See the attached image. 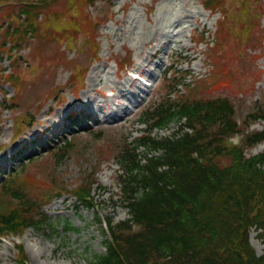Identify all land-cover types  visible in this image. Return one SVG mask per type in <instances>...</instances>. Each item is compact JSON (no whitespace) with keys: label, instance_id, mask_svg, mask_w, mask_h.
<instances>
[{"label":"rangeland","instance_id":"rangeland-1","mask_svg":"<svg viewBox=\"0 0 264 264\" xmlns=\"http://www.w3.org/2000/svg\"><path fill=\"white\" fill-rule=\"evenodd\" d=\"M74 2L70 0L69 6ZM202 2L97 0L83 6L86 16L97 21L92 36L80 27L78 9L73 5L70 14L79 26L68 40L52 32L48 37L26 40L11 52L8 43L0 47L2 76L13 73L18 78V85L0 84V179L2 172L8 174L27 164L25 176L39 172L47 178L51 172L68 190L86 180L94 182L91 206L64 194L43 208L47 222L39 230L30 227L20 236L0 239V264H17L18 244L24 247L27 264H93L95 254L105 253L110 233L104 222L111 228L129 216L117 184L123 177L119 147L136 144L144 133L140 115L161 92L168 93L163 73L169 66L172 70L167 78L186 70L199 78L211 69L204 57L206 45L197 46L194 40L204 32L207 42L214 41L220 13L206 10ZM225 3L232 13L230 29L235 32L224 45L231 82L227 88L212 91L234 103L240 130L250 126L245 133L258 131L264 128V120L254 121L248 115L264 102V13L252 20L247 37L241 38L236 33L240 0ZM7 7L16 9L12 3ZM52 7L60 9L61 4ZM3 12L0 9L2 30L6 24ZM61 20L59 24L64 23ZM15 57L19 58L16 62ZM122 59H128L130 65L119 72L116 60ZM134 72L148 85L134 79ZM78 112L88 121L73 122L67 128L69 116ZM181 122L172 121L152 134L172 136ZM35 138L36 143L32 142ZM241 139L238 134L231 141L237 144ZM65 140L75 146L60 157L57 149ZM263 149L264 143L258 144L246 155ZM138 153L142 157L148 151L141 147ZM35 185L28 190L38 196L41 189ZM67 224L72 229L65 231ZM249 241L261 255L264 243L254 228L249 231Z\"/></svg>","mask_w":264,"mask_h":264},{"label":"trees","instance_id":"trees-1","mask_svg":"<svg viewBox=\"0 0 264 264\" xmlns=\"http://www.w3.org/2000/svg\"><path fill=\"white\" fill-rule=\"evenodd\" d=\"M69 1L0 0L6 21L4 30L0 26V47L8 43L11 52L26 40L52 32L68 40L79 26L70 14L73 5L80 27L92 36L96 22L86 16L83 6L97 0H75L71 7ZM11 3L16 9L7 7ZM58 3L60 9L52 7ZM202 4L221 15L212 45L204 32L195 42L207 45L204 56L211 69L202 78H193L189 71L164 77V87L174 94L161 95L144 110L141 119L147 130L136 144L119 147L123 177L118 187L129 217L110 228L106 251L95 254L93 264H264V250L257 255L249 243L252 228L264 243V150L245 155L247 149L264 141V129L245 135L240 145L229 142L240 131L235 105L228 96L215 95L212 90L227 88L231 82L224 45L227 36L235 33L229 23L232 13L225 0ZM237 11L241 19L236 33L246 38L248 25L264 13V3L240 0ZM58 19L65 23L57 25ZM188 76L193 79L186 83ZM0 77L11 84L18 79L12 74ZM248 118L264 120V102ZM176 120H184L192 132L180 128L169 137L152 135L154 128ZM140 147L148 151L143 157L137 152ZM73 148L65 141L56 155H68ZM26 167L21 165L0 182V236L29 227L39 230L47 222L43 208L64 194L72 193L81 204L92 205L93 181L68 190L51 172L47 178L39 172L25 176ZM32 185L41 189L38 196L28 190ZM70 229L67 224L65 231ZM19 251L18 263L26 264L22 247Z\"/></svg>","mask_w":264,"mask_h":264},{"label":"bare ground","instance_id":"bare-ground-1","mask_svg":"<svg viewBox=\"0 0 264 264\" xmlns=\"http://www.w3.org/2000/svg\"><path fill=\"white\" fill-rule=\"evenodd\" d=\"M117 111H118V110H116V112L113 113V114H114V115H117ZM114 115H113V116H114ZM108 117H111V114H109Z\"/></svg>","mask_w":264,"mask_h":264}]
</instances>
